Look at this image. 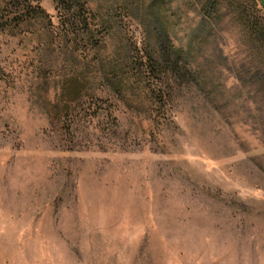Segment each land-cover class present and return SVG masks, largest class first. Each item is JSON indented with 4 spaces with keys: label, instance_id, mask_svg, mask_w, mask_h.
I'll return each instance as SVG.
<instances>
[{
    "label": "rangeland",
    "instance_id": "1",
    "mask_svg": "<svg viewBox=\"0 0 264 264\" xmlns=\"http://www.w3.org/2000/svg\"><path fill=\"white\" fill-rule=\"evenodd\" d=\"M6 1L0 264H264V140L236 89L260 61L248 21L264 0H221L205 31L200 0L160 4L175 46L201 45L186 60L233 103L180 80L156 121L127 87L139 72L159 82L143 65L154 0H77L86 20L69 33L54 0L28 21Z\"/></svg>",
    "mask_w": 264,
    "mask_h": 264
},
{
    "label": "trees",
    "instance_id": "2",
    "mask_svg": "<svg viewBox=\"0 0 264 264\" xmlns=\"http://www.w3.org/2000/svg\"><path fill=\"white\" fill-rule=\"evenodd\" d=\"M54 1L60 11L61 25L59 27L62 28L61 30L64 33L75 32L77 29L76 26L86 20L84 18V12L81 11L82 5L77 0ZM163 1L154 0V3H151L148 7L150 12L147 23L151 27L154 45L151 46L152 51L148 52L146 63L143 64L147 66L149 71L158 73L159 82L148 86L143 79L144 72L140 73L138 71L139 73H134L132 78L127 79V87L137 96L140 105L146 104L151 108L152 114L150 117L152 121H156L158 116L157 113L154 115V112L157 109H161V106H166L172 100L171 94L176 90L175 84L180 80L186 81V84H190L193 79L196 80V84L201 90L206 92V96H208V99L216 109L221 110L224 108V110H227L230 104L233 103L232 97L225 98V101H222L219 97L220 93L221 97L224 94L222 89L212 80L208 79L209 76L200 67L202 64L196 65L190 60H186L199 52L201 45H196L193 40H190L186 47H176L173 43L172 37L161 21L160 4ZM200 1L208 13L205 15V19H208L209 16L215 18L213 15H216L220 10L222 1ZM6 5L13 6L11 8L15 9V16L18 14H27L26 18H22V21H28L32 17L37 18L40 12L45 13V10L40 5V0H8L6 1ZM7 16L12 20L10 13ZM201 22V31H205L206 28H213L211 21L209 23L207 22V24H204L203 21ZM248 23L251 24V34L248 38L251 43L257 45V53L260 61L254 67H245L244 65L240 68L242 76L240 77V82L236 85V89H239L241 92L247 90L249 93V99L251 100L243 101L241 107L244 109V113L248 114L247 118H245L247 123L251 120L262 140H264V18L258 17L254 21L249 20ZM86 27L87 32H92L88 28V25ZM194 73H196V77H194ZM243 78L244 82L241 81ZM123 80L125 79H122L121 85L124 83ZM180 84L178 85L180 86ZM80 90H82L81 87L75 89V92H80Z\"/></svg>",
    "mask_w": 264,
    "mask_h": 264
}]
</instances>
